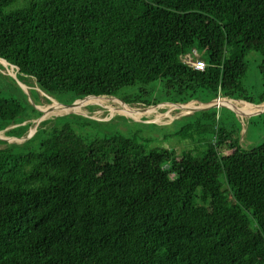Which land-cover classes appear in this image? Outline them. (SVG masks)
Here are the masks:
<instances>
[{"label": "trees", "instance_id": "1", "mask_svg": "<svg viewBox=\"0 0 264 264\" xmlns=\"http://www.w3.org/2000/svg\"><path fill=\"white\" fill-rule=\"evenodd\" d=\"M194 49L202 70L183 60ZM251 52L264 55V0H0V57L56 101L264 103ZM218 108L184 116L197 147L181 156L77 113L0 138V264H264V139L240 146ZM41 113L0 71V131L21 137Z\"/></svg>", "mask_w": 264, "mask_h": 264}, {"label": "rangeland", "instance_id": "2", "mask_svg": "<svg viewBox=\"0 0 264 264\" xmlns=\"http://www.w3.org/2000/svg\"><path fill=\"white\" fill-rule=\"evenodd\" d=\"M191 52H197L200 58H202L203 57L202 55L204 54L203 51H199L196 49L192 50ZM248 59H249V70L245 80L249 85L248 88L250 89L251 94L256 95V93L258 92V87L262 82L258 65L261 63V61H264V55L260 54L259 52H251ZM10 66H12V64ZM10 66L6 67L2 63H0V71L8 75L10 73L11 74L14 73V75L18 78V70H19L18 67L16 65L15 66L13 65L12 70H10L9 69ZM30 80H31L30 82L31 85H26L23 82L26 86L25 90L23 91L27 95L28 101L31 106L36 107L40 111L43 110V112L41 111L42 113L40 115L41 116L40 121L38 120L40 116L34 119H32L34 116H31L32 118L28 120H31L30 122H32V125L29 127L28 131L21 137L11 138L9 141H7L8 143H23L25 140L31 137L30 136L29 138H26V136L30 134L31 130L32 129L36 130V127L37 129L41 127L42 125L41 122L46 119L54 118L61 115H66L69 113H77L79 115H82L90 119L88 121L90 122L91 125L94 126L101 125L103 126V128L106 129L111 128V130L119 129L126 134H131V132L134 131L138 133V137L140 139L149 143L152 147H161V148H167L173 150L176 152L178 156L183 155L187 151L195 150L197 147L195 144L196 142H193L190 137L186 136L184 133L181 132V128L183 125L187 124L188 122L189 123L193 122V118H194L193 116L184 117L191 114L192 112H186V111L183 112V110L180 107H176L172 109L170 107V103H167V105H163L155 108L154 112L152 113L139 114V115L134 114L133 116H129L120 112L112 113L109 107L105 105H101L98 102H92L87 105L80 104L79 111L73 109H69L68 111L56 110L53 111L54 113L52 114L49 113L47 115L48 111L46 108L50 107L51 104L55 102L63 106L69 107V105L67 104L72 103L71 99H68L63 95L62 96L58 95L57 96L58 101H56L52 96H49L44 91L40 90L36 86L32 78ZM1 84H2L1 88H4L7 91V93L19 97L20 99H23L20 92L15 88V86L8 83V81L3 80ZM36 89L39 90V92ZM132 91H133V87L126 88L124 90V93H129ZM101 97L103 96H100L99 98ZM153 97L161 100L162 102L167 101V98L163 96V93L160 90H156ZM205 100L203 102L200 99H198L196 100V102L192 101L190 103H194L193 105H198L199 103L197 102L205 103L207 102ZM109 101L117 107L120 106L118 102H113L114 100H109ZM127 104L135 108H142V109L146 108V106H143L140 103H135V104L127 103ZM51 109H53L52 106L49 108L50 112ZM255 110L258 109L255 108L253 111ZM218 111L222 113L225 122L229 124L234 123L235 126L241 127L239 133L240 135L239 134H238L239 136L237 135L239 138L240 146L244 148H251L252 146L257 145L264 139V112L258 114L254 113L253 115L251 111L252 114L250 113L247 115L246 114L243 115L227 107L226 108L220 107L218 108ZM123 117H126L128 120L124 119ZM86 118H83L82 121L86 122L87 121ZM249 119H251V121ZM4 132L5 130L0 132V135L2 137H7V135ZM204 137L208 138L210 137V135L206 134ZM4 146L5 144L0 143V147H4ZM225 152L230 153L231 150L225 149Z\"/></svg>", "mask_w": 264, "mask_h": 264}, {"label": "bare ground", "instance_id": "3", "mask_svg": "<svg viewBox=\"0 0 264 264\" xmlns=\"http://www.w3.org/2000/svg\"><path fill=\"white\" fill-rule=\"evenodd\" d=\"M200 59L204 60L205 63H206L205 59H203V58H200ZM0 63H2L6 67L11 65L5 59H0ZM12 66H13V64H12ZM12 66L9 67L10 70H12V68H13ZM13 75H14V73H13ZM99 97L90 96V97H86L84 99L77 100L75 105L71 106V107L70 106L69 107L68 106H63L61 104H58V103L54 102L53 104H51V106L53 108V109H51V112L49 110V108L51 106L46 108L47 111H48L47 115L49 113H51V114L54 113L53 111H56V110L68 111L69 109H73V110L79 111L80 104L87 105V104L92 103V102H98L101 105H105V106L109 107L112 113L120 112V113L129 115V116H133L134 114L135 115H139V114L152 113V112H154L155 108H157V107H149V108H145V109L135 108V107H131L130 105L125 103L124 100L116 98V97H113V96H103L101 98H99ZM109 100H114L113 102H118L120 104V106H118V107L115 106ZM216 103H218L219 105H222V104L227 105V106L233 108L234 110H236L239 114H243V115L250 114L251 111H253L255 108H257L258 110L254 111L252 113H256V112H259V111L264 109V107L262 106V105H264V103H262L260 106H254L253 104L252 105L249 104V102H247V101H233V100H227V99H219L218 101H216ZM193 104L194 103H190V104H187V105H182V104L174 103V104H170V107L172 109L176 108V107H180L183 110V112L184 111L188 112L189 110H192L193 108H195L196 105H193ZM163 105H167V103H165ZM158 116H160V115H158ZM34 131H35L34 129L31 130V132H34ZM31 132H30V134H32Z\"/></svg>", "mask_w": 264, "mask_h": 264}, {"label": "water", "instance_id": "4", "mask_svg": "<svg viewBox=\"0 0 264 264\" xmlns=\"http://www.w3.org/2000/svg\"><path fill=\"white\" fill-rule=\"evenodd\" d=\"M0 59H2V57H0ZM4 59V58H3ZM11 77H13L16 81H17V83L22 87V89L23 90H25V84L20 80V79H18L15 75H13V74H9ZM89 96H95V97H99V96H101V95H89ZM102 96H106V95H102ZM86 97H88V96H86ZM86 97H84V98H86ZM84 98H82V99H84ZM219 99H227V100H233V101H248V100H244V99H236V98H226V97H218V98H215V99H213L212 101H209V102H205V103H202V102H199V104L198 105H196L195 106V108H193L192 110H189L188 112H196V111H200V110H206V109H208V108H211V107H227V108H229V109H231V110H233V111H236V110H234L233 108H231V107H229V106H227V105H224V104H222V105H219L218 103H216V101H218ZM78 99H76L74 102H72L71 104H67V105H69V106H74L75 105V103H76V101H77ZM169 101V100H168ZM168 101H164V102H161V103H158V104H155V105H151V106H149V107H160V106H163V104H165L166 102H168ZM192 102V101H191ZM249 102H251V101H249ZM178 104H182V105H187V104H189V103H187V104H183V103H179V102H177ZM253 104H255V105H257V106H260L262 103H255V102H252ZM149 107H146V108H149ZM42 112H43V110H41ZM237 112V111H236ZM262 112H264V109L263 110H261V111H259V112H256L255 114H258V113H262ZM252 114V113H251ZM253 115H254V113H253ZM40 118H41V116L38 118V120L40 121ZM39 121H38V123H39ZM4 131V130H3ZM35 131H37V127H36V130ZM0 132H2V131H0ZM35 133V132H34ZM34 133H32V134H29L28 136H26V138H29L30 136H32ZM0 138L1 139H3L4 141H9L11 138H13L12 136H7V137H2L1 135H0Z\"/></svg>", "mask_w": 264, "mask_h": 264}, {"label": "built area", "instance_id": "5", "mask_svg": "<svg viewBox=\"0 0 264 264\" xmlns=\"http://www.w3.org/2000/svg\"><path fill=\"white\" fill-rule=\"evenodd\" d=\"M183 60L198 70H202L206 66L205 61L200 59L197 52L187 53L186 55L183 56Z\"/></svg>", "mask_w": 264, "mask_h": 264}, {"label": "clouds", "instance_id": "6", "mask_svg": "<svg viewBox=\"0 0 264 264\" xmlns=\"http://www.w3.org/2000/svg\"><path fill=\"white\" fill-rule=\"evenodd\" d=\"M193 102H196V101H193ZM126 103V102H125ZM197 103H199V102H197Z\"/></svg>", "mask_w": 264, "mask_h": 264}]
</instances>
